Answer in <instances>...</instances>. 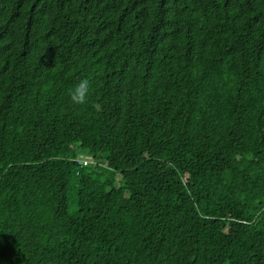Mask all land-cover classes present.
<instances>
[{
  "label": "trees",
  "instance_id": "obj_1",
  "mask_svg": "<svg viewBox=\"0 0 264 264\" xmlns=\"http://www.w3.org/2000/svg\"><path fill=\"white\" fill-rule=\"evenodd\" d=\"M0 264H264V0H0Z\"/></svg>",
  "mask_w": 264,
  "mask_h": 264
},
{
  "label": "clouds",
  "instance_id": "obj_2",
  "mask_svg": "<svg viewBox=\"0 0 264 264\" xmlns=\"http://www.w3.org/2000/svg\"><path fill=\"white\" fill-rule=\"evenodd\" d=\"M91 95V82L84 79L69 90V96L73 104L84 106L88 104Z\"/></svg>",
  "mask_w": 264,
  "mask_h": 264
}]
</instances>
